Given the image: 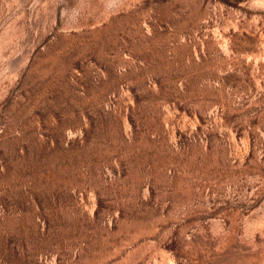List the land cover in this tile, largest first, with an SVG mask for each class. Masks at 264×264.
I'll return each instance as SVG.
<instances>
[{"label":"rangeland","instance_id":"obj_1","mask_svg":"<svg viewBox=\"0 0 264 264\" xmlns=\"http://www.w3.org/2000/svg\"><path fill=\"white\" fill-rule=\"evenodd\" d=\"M0 264H264V0H0Z\"/></svg>","mask_w":264,"mask_h":264}]
</instances>
